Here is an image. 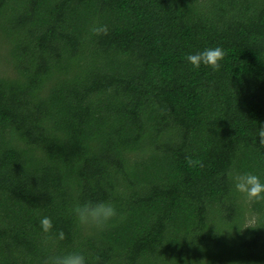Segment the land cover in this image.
Returning <instances> with one entry per match:
<instances>
[{"label": "trees", "instance_id": "1", "mask_svg": "<svg viewBox=\"0 0 264 264\" xmlns=\"http://www.w3.org/2000/svg\"><path fill=\"white\" fill-rule=\"evenodd\" d=\"M262 125L264 0H0V264H264Z\"/></svg>", "mask_w": 264, "mask_h": 264}, {"label": "clouds", "instance_id": "2", "mask_svg": "<svg viewBox=\"0 0 264 264\" xmlns=\"http://www.w3.org/2000/svg\"><path fill=\"white\" fill-rule=\"evenodd\" d=\"M92 32L95 35H106L107 27H94ZM225 55V50L217 46L205 49L202 52L189 54L186 60L193 68L198 69L201 65H204L210 67L213 71H218L221 67L220 61L224 59ZM257 135L260 138V145L264 147V125L257 130ZM189 163L195 162L189 159ZM229 176L233 181L235 191L242 194L245 199L252 202L264 201V183L261 182L257 175L251 172L233 175L230 172ZM72 211L80 225L97 230H104L112 226V221L125 218V214L118 213L114 204L108 201H86L82 204H77ZM40 226L45 234H50L53 229L51 218L47 216L42 217ZM55 235L58 240L64 239V232L62 230ZM48 238L51 239L52 237L49 236ZM42 264H87V260L81 252L72 251L62 255L48 256L42 261Z\"/></svg>", "mask_w": 264, "mask_h": 264}]
</instances>
